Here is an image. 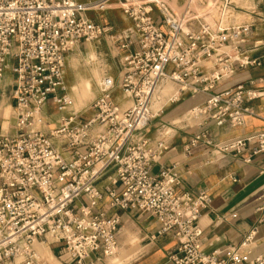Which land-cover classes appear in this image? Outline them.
Here are the masks:
<instances>
[{
	"label": "built area",
	"instance_id": "1",
	"mask_svg": "<svg viewBox=\"0 0 264 264\" xmlns=\"http://www.w3.org/2000/svg\"><path fill=\"white\" fill-rule=\"evenodd\" d=\"M223 3L222 18L210 24L189 7L177 18L163 0H0V98L11 72L16 119L15 133H0V264H54L38 253V242L56 245L60 264H99L119 246L123 223L113 211L130 210L155 219L158 236L176 243L165 264H264V255H254V233L225 257L204 252L200 221L210 196L181 191L177 166L152 173L170 134L139 137L187 97L202 101L180 122L184 127L162 124L156 132L193 124L191 147L214 144L212 125L243 127L253 114L247 103L261 96L257 91H217L240 69L262 65L243 48L252 25L233 23L236 2ZM114 5L133 22L131 34L116 37L120 75L102 79L92 115L80 120L66 81L68 56L110 32L88 13ZM168 82L177 98L154 115V96ZM50 102L71 111L53 129L44 115ZM259 144L253 155L264 151V136Z\"/></svg>",
	"mask_w": 264,
	"mask_h": 264
},
{
	"label": "crops",
	"instance_id": "2",
	"mask_svg": "<svg viewBox=\"0 0 264 264\" xmlns=\"http://www.w3.org/2000/svg\"><path fill=\"white\" fill-rule=\"evenodd\" d=\"M78 1L89 3L95 0ZM184 2L179 0L178 4ZM248 4V8H243L236 3L233 23L252 25L253 33L243 48L248 49L250 59L262 65L240 69L233 78L219 86L227 85L226 87H218L217 91L236 89L239 86L257 91L261 96L247 103L253 114L247 117L243 127L231 129L212 125L214 144L200 143L196 147H191L190 143L198 129L193 124L186 129L174 128L176 126L183 128L184 125L180 124L182 120L172 123V119L181 114L173 115L180 106L172 109L170 106L167 118H161L160 125L175 124L176 126L170 128L172 133L166 131L170 134L166 136L169 138V148L153 163L152 169L154 175H159L162 168L177 166L183 175L181 191L194 195L205 192L210 196L211 205L203 211L200 221L203 231L202 242L207 255L218 252L221 257L226 256L230 245H239L249 233L255 235L254 255H264V151L253 155V150L260 146V137L264 136V0H249ZM238 11H243L242 13L247 17L246 21L239 22L235 17ZM88 17L97 23L110 26L111 33L115 34V37L128 29H133V22L118 5H114L104 13L89 12ZM153 17L159 19V13L155 12ZM255 43L260 44L254 49ZM120 70L121 67L113 75L118 77ZM12 82L13 75L11 72L6 73L3 80L5 93L0 98V113L7 105L14 110ZM117 95L121 97V92H117ZM192 100L185 101L188 103L186 108L196 102ZM50 104L44 110V115L49 128L53 129L59 119L69 115L71 111L61 112L54 104ZM51 107L56 110L54 113L51 112ZM14 122L10 128L11 134L16 131V119ZM3 124L0 121V133H6ZM157 129L152 124L139 136L154 139ZM237 142L245 143L241 153H238L237 149L225 151V147ZM248 159H251V162H248ZM105 183L102 182L100 187ZM115 212L122 219V229L127 230L128 239L130 235L135 239L136 236L132 232H136L141 237L140 247L148 249L135 264H165L168 261L170 254L175 251L176 243L166 237L158 236L159 224L155 219L135 210L113 211ZM55 246L49 247L52 257L58 255Z\"/></svg>",
	"mask_w": 264,
	"mask_h": 264
},
{
	"label": "rangeland",
	"instance_id": "3",
	"mask_svg": "<svg viewBox=\"0 0 264 264\" xmlns=\"http://www.w3.org/2000/svg\"><path fill=\"white\" fill-rule=\"evenodd\" d=\"M163 1L169 5V7L171 8V10L173 11V13L175 14L177 18H181L184 15L185 10L188 8L187 0H184L185 2L180 3V4H178V0H163ZM223 1L224 0H219L218 3H216V5L212 7V10H215L217 8V11H218L216 16L212 18L213 21L211 18L210 19L205 18V17H200V18L210 24H215L217 21H219L222 18V13L225 12L224 9L222 8V5L224 4ZM233 1H235L240 7H243V8L249 7V4H248L249 0H233ZM178 5L182 8L180 12L177 11ZM182 5L184 6V8ZM238 12L239 13H237L235 17L239 20V22L246 21L247 17L246 15L242 13L243 11H238ZM111 31L112 30H110V32L105 36V39L102 38L96 43H84L74 52L70 53V55L68 56V60L66 64V81L69 87L71 88V96L73 97L74 103H75L73 107V111L81 113L80 120L89 118L92 115V111L89 110V107L91 103L99 96V84L102 81V79L106 75L114 76L113 73H115L120 67V57L118 56V49H117L119 47V44L116 42L115 34H112ZM132 31L133 29H128L125 31V33L129 35L132 33ZM94 71H97L101 75L100 80L95 77ZM119 75H120V72L118 73V77ZM87 80L91 81V93H90V96L85 98L84 102L79 106L77 105V102H76V98L78 95L75 92V90H73V88L75 86L80 87V84ZM170 85L173 87L174 91H177V88L173 83H170ZM226 86L227 85H223L219 88H222V87L224 88ZM165 87L166 88L163 89L164 93L161 92L159 94L160 95L159 98L162 103L169 102L170 98L172 97V93L170 94V92L167 90L166 85ZM201 99L202 97L199 98L197 102H194L190 106L192 107L196 103H199L200 102L199 100ZM187 100H188V97H187ZM50 103H51L50 105L53 104L52 102ZM187 104L188 103H185V101H180L176 103L175 105L171 106V109L172 107L180 106V109H178L177 112L173 114L174 116H176L177 114H181V115L176 116L174 119H172V123L174 122L177 123L180 120L186 119L185 115L191 108V107L186 108ZM50 109H51V112L53 111L52 113L56 111L52 107ZM7 110H10L11 112L8 122L5 119V113L7 112ZM169 111L170 109L165 110V112L161 114V116L157 120L153 121L152 123L153 127L156 126V128H159L161 126L160 119L163 117L167 118ZM14 119H15L14 110L12 109L10 105H7L0 113V121H1V124L4 123L3 127L6 132L11 133L10 128L15 123ZM170 128L171 127H167L164 130H160L157 133V135H161V133L165 135L166 131L167 133H172V130ZM126 232H127L126 229H122L121 234H120V244L117 248V254L115 255V257L113 258H111L112 256L105 257L103 261L99 264H135L136 262L140 261V259L143 257V254H145V252L148 249H144L140 247L141 237L138 233L132 232L134 233L136 238L134 239V236L130 235L128 239V235L126 234ZM44 246L49 247L47 244H44ZM57 248H58L57 246L54 247L55 250ZM48 255L51 256L52 254L48 253ZM46 259L51 261L50 257ZM52 263L60 264L59 262H56L54 260H52Z\"/></svg>",
	"mask_w": 264,
	"mask_h": 264
},
{
	"label": "bare ground",
	"instance_id": "4",
	"mask_svg": "<svg viewBox=\"0 0 264 264\" xmlns=\"http://www.w3.org/2000/svg\"><path fill=\"white\" fill-rule=\"evenodd\" d=\"M218 1L219 0H213V1L212 0H207L206 3H202L200 0H189L188 1V7L194 11L193 15L195 17H198V18L205 17V18H209V19L211 18L212 19V18H214L216 16V14L218 12L217 8L215 10H212V7L215 6L216 3H218ZM183 8H184V6H183ZM181 9L182 8L178 5L177 11L180 12ZM212 21H213V19H212ZM94 73H95V77L100 80L101 79V75L97 71H94ZM165 85L167 86V90L170 92V94L172 93V97L170 98V100L177 98V91H174L173 87L170 85L169 82L168 83H164L158 89V91L156 92V94L154 96V99H153L152 112H153L154 115H157L160 112V110L163 107L167 106L168 103L170 102L169 101V102H166V103H162L160 101V98H159L160 97L159 94L161 92L164 93L163 89L166 88ZM73 90H75V92L78 95L77 98H76V102H77V105L80 106L84 102L85 98L90 96V93H91V81L90 80L84 81V82H82L80 84V87L75 86L73 88ZM10 113H11L10 110H7V112L5 113V119H6L7 122L9 121ZM36 249H37L38 253L40 255H42L44 258L50 257L51 261L54 260V261L58 262L57 257H54V256L52 257V256L48 255V253H52L51 249L49 247L44 246V244L42 242H38L36 244ZM116 254H117V250H116L115 254L111 258L115 257Z\"/></svg>",
	"mask_w": 264,
	"mask_h": 264
}]
</instances>
